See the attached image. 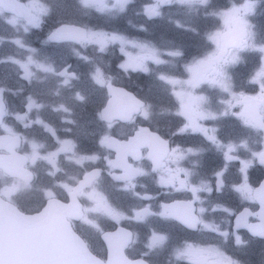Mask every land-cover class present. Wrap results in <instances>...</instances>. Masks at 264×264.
Segmentation results:
<instances>
[{
    "label": "snow or ice",
    "instance_id": "1",
    "mask_svg": "<svg viewBox=\"0 0 264 264\" xmlns=\"http://www.w3.org/2000/svg\"><path fill=\"white\" fill-rule=\"evenodd\" d=\"M137 8V0H0V23L12 29L10 36H0V46L14 47L0 55V65L13 68L17 78L13 83L9 76L0 77V264H159L157 257L164 252L169 253L166 264H243L227 254L226 245L234 240L243 249L249 241L215 218L217 213L236 216L214 199L225 192L259 205L258 213L245 209L236 217V228L264 238V183L253 187L246 178L229 179L232 161L240 162L245 177L254 164L264 165V0L224 5L217 0H146ZM93 12L108 18L136 13L146 23L164 20L198 37L201 51L184 62L178 75L176 67L185 56L182 44L132 39L116 29L84 23L82 17ZM51 20L55 22L45 42L69 45L83 62L81 72L67 61L58 65L28 43L26 35ZM140 30L148 28L141 25ZM115 46L126 59L113 68L107 55ZM251 59L257 61L251 71L237 78V66ZM133 72L151 75L161 98L127 91L121 78ZM201 85L230 99L217 105ZM247 87L258 92L238 90ZM93 91L104 92L106 102L85 119L79 110ZM173 97L176 103H170ZM13 98L19 103L14 105ZM237 106L239 111H231ZM229 115L240 118L239 133L225 135L218 126ZM161 118L176 123L163 131L137 124ZM209 121L212 127L206 126ZM124 125H132L133 132L117 138L113 130ZM192 134L203 138L199 144H175L174 138ZM207 151L223 157L210 176L201 162ZM145 159L150 163H140ZM105 172L118 191L137 201L155 198L137 190L140 180L149 177L168 195L184 193L186 198L162 205L163 212L143 203L124 211L102 191ZM61 193L66 194L63 200ZM33 197H39V206L26 208L24 202ZM153 216L213 239L174 246L168 234L152 229L136 251L138 233L104 227L105 220L150 223ZM249 216L260 222L249 223ZM97 237L107 244L103 258L93 254L91 241Z\"/></svg>",
    "mask_w": 264,
    "mask_h": 264
},
{
    "label": "flooded vegetation",
    "instance_id": "2",
    "mask_svg": "<svg viewBox=\"0 0 264 264\" xmlns=\"http://www.w3.org/2000/svg\"><path fill=\"white\" fill-rule=\"evenodd\" d=\"M217 2L221 5L228 4L229 0H217ZM146 3V0H137V11H139V7L143 6ZM174 15L175 13H170ZM83 22L89 25L100 26L101 28H105L106 30L116 29L122 34L126 35L129 38L137 39V40H146L147 38H152V36L160 43H166L168 41H175L178 44H182L185 50V56L182 58L181 63L178 65V70H176L177 74L183 73V64L186 61H190L193 56H196L201 51V45L198 37H194L192 34L181 32L178 29L172 27L171 24L167 23L164 20H158L156 22H145V17L136 13H129L127 16L121 17H105L103 14L93 12L92 14L82 17ZM99 19V20H98ZM264 21V18H260ZM102 21V22H101ZM54 20L49 21L45 26L40 29H33L30 33L26 35V39L31 47L36 48L42 52L47 48H49L45 55L51 56L58 65L63 64L65 61L71 64L73 69L81 72L83 70V62L80 61L76 56L71 54V47L67 44H59L56 42L46 43L44 46L43 41H46L47 33L49 28L54 23ZM103 23V25H102ZM211 23H215V21H211ZM144 25L148 28L147 32H142L140 30V26ZM114 26V27H111ZM12 33V29L0 23V36L8 37ZM140 36H144L145 38H140ZM14 51V47L10 44H5L0 46V55L4 53H10ZM86 51L90 52L91 48ZM107 55V54H106ZM122 59H126L123 56V53L119 51V47L115 46L110 55H107V63L113 64L115 66ZM257 61L255 59H251L250 62L246 65H239L237 68L239 71L236 72L237 78H244L245 73L251 71L252 66ZM1 66V65H0ZM154 67V66H153ZM9 76L11 82L15 83L17 78L14 73V69L11 68V73L7 74L6 70H3L0 67V77ZM130 78H121V82L126 89L132 91L135 95L141 96L145 93L151 92V94L160 99L161 96L159 94V90L153 87V77L144 73V75H131ZM181 79H186V75L180 76ZM20 83H25L24 81H20ZM201 88L206 89L204 94L211 95L214 97L216 104L219 105V101L224 99H230L226 94H221L217 90L207 87L206 85H201ZM240 91H245L248 95H255L258 92V88L255 91L251 87L238 89ZM90 99H92L90 101ZM166 102L168 101L167 97H163ZM92 102V103H91ZM105 94L104 92H96L93 91L89 95V101L86 105V110L84 111L83 117L89 119L93 115L91 113L92 109L97 110V108L105 103ZM19 103V100L13 98V104L16 105ZM170 103H176L175 98H171ZM231 111L237 112L239 111L238 106L233 108ZM87 112V113H86ZM80 113V111H79ZM86 113V114H85ZM95 113V112H94ZM81 116V115H80ZM82 117V116H81ZM53 119H55L53 117ZM176 123L175 119L172 118H161L158 123L152 124L147 121L138 120L137 124L140 127L148 128L150 131H154L157 128L160 130H166L171 128ZM206 126L212 127L214 122H205ZM223 134L227 135L230 133H239L243 129L242 122L238 116H227L223 117L218 125ZM22 130V125L20 126ZM134 128L132 125H124L118 126L113 131L117 138H123L129 136L133 132ZM71 138V137H69ZM203 138L198 134L185 135L181 137L174 138L175 144H181L184 146H192L199 144ZM145 157L147 153H142ZM115 159V157H111ZM243 158V157H242ZM223 161L222 155L217 151H207L204 153L202 157V167L204 173L206 175H211L213 170H216L220 167ZM132 159H129V163H132ZM147 165L150 163L146 159L141 161ZM103 167V165H99ZM241 164L239 161H232L229 164V179L236 180L240 179L241 182L246 178L247 182L251 184L253 187H258L259 184L264 180V165L254 164L252 167L247 169L246 177L243 173L239 171ZM137 190L140 192L147 191L148 194L154 196L155 198L150 201H137L134 199L129 193L121 192L116 189V182L112 181L110 177H107L105 172V179L102 186V191L106 196H108L111 203L115 206L119 207L121 210L127 211L130 206H135L137 204L143 203L145 205H150L151 210L153 212H163L164 209L161 207L165 204H171L173 199L182 200L186 198L184 193H173L172 195L167 194V189H163L160 187L156 181L152 178H142L140 180V184L137 186ZM65 193H61L60 198L63 200ZM214 199L221 200L224 206L228 207L232 212L236 213V216H232L225 213H217L215 214V218L218 223H220L226 230H229L233 233L239 234L243 239L249 241L246 248L241 249L239 246L234 244V240L229 242L226 245V251L228 255H232L234 259H239L243 262V264H264V238L253 236L251 232L246 227H240L238 230L236 228V217H238L241 213L244 212L245 209L249 211L259 212L260 208L257 203H253L250 201H244L239 198L234 192H225L223 195L217 194ZM67 202V201H65ZM85 207L89 206V203H85L83 200L81 201ZM25 207L28 209H33L39 206V197L29 198L24 202ZM248 222L251 224H258L260 221L257 216H249L246 217ZM243 223V221H242ZM104 227L109 232H115L118 229H127L129 231H135L139 234L141 243L136 245V251H139L143 241L149 234L152 229L160 231L162 233H166L170 236L172 244L175 246L178 243H182L184 241L195 242V243H203L206 241H211L213 236L204 233L197 232L194 230L186 229L183 225H181L178 221L166 219L163 216H153L150 218V223H145L143 221H127L121 220L119 223H116L112 220H105ZM92 250L94 254H99L101 258L104 257L105 251L107 248L106 242L102 239V237L94 238L91 241ZM131 251V250H129ZM134 255L135 252H132ZM169 258V253L164 252L157 257L159 264H166L167 259ZM181 264H188L187 261H182Z\"/></svg>",
    "mask_w": 264,
    "mask_h": 264
},
{
    "label": "rangeland",
    "instance_id": "3",
    "mask_svg": "<svg viewBox=\"0 0 264 264\" xmlns=\"http://www.w3.org/2000/svg\"><path fill=\"white\" fill-rule=\"evenodd\" d=\"M99 20V19H98ZM102 22V21H101ZM102 25H103V23H102ZM99 27H101V23H100V26ZM111 27H114V26H111ZM140 38H145L144 36H140ZM146 39V38H145ZM147 39H151L153 42H156V43H159L153 36H152V38H147ZM141 40H143V39H141ZM43 43H44V46H46L45 44H46V42H45V40L43 41ZM49 48H47L46 47V49L44 50V54H46V52L45 51H47ZM121 62V61H120ZM109 64V63H108ZM110 66H112L113 68H115V66H113V64L111 63V64H109ZM0 67H2L3 68V70H6V73L7 74H10L11 73V67H5V66H0ZM150 67H153V65H150ZM176 70H178V66L176 67ZM115 71L118 73L119 72V69H115ZM144 75V73H138V72H133V73H131L130 75L129 74H125L123 77H125V78H130V77H132L131 75ZM149 75V74H148ZM151 76V75H150ZM92 99H90V101H91ZM89 101V100H88ZM93 101V100H92ZM94 102V101H93ZM92 103V102H91ZM86 108V105H83L81 108H80V113H79V115H81L82 117H83V113H84V111L86 110L85 109ZM94 112H95V109H92L91 110V113H92V115H94ZM87 113V112H86ZM85 113V114H86ZM45 115H48V113H45ZM93 117V116H92ZM91 117V118H92ZM83 118H85V117H83ZM91 118H89V119H91ZM85 119H87V118H85Z\"/></svg>",
    "mask_w": 264,
    "mask_h": 264
},
{
    "label": "water",
    "instance_id": "4",
    "mask_svg": "<svg viewBox=\"0 0 264 264\" xmlns=\"http://www.w3.org/2000/svg\"><path fill=\"white\" fill-rule=\"evenodd\" d=\"M127 91H129V92H131L133 95H135L132 91H130V90H128V89H126ZM262 183H264V180L262 181ZM261 183V184H262ZM94 254V253H93Z\"/></svg>",
    "mask_w": 264,
    "mask_h": 264
}]
</instances>
